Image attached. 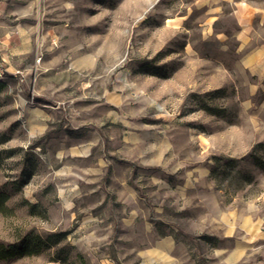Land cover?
Listing matches in <instances>:
<instances>
[{
	"label": "rangeland",
	"instance_id": "rangeland-1",
	"mask_svg": "<svg viewBox=\"0 0 264 264\" xmlns=\"http://www.w3.org/2000/svg\"><path fill=\"white\" fill-rule=\"evenodd\" d=\"M30 1L33 60L0 63V186L26 182L0 241L65 236L0 264H264V70L241 49L264 0Z\"/></svg>",
	"mask_w": 264,
	"mask_h": 264
},
{
	"label": "crops",
	"instance_id": "crops-1",
	"mask_svg": "<svg viewBox=\"0 0 264 264\" xmlns=\"http://www.w3.org/2000/svg\"><path fill=\"white\" fill-rule=\"evenodd\" d=\"M31 3L30 0H0V63L9 73L19 70L20 62L33 60ZM243 17L249 21V29L244 30L241 40V49L248 51L246 64L264 70V39L260 31L252 27L253 20L247 16V11Z\"/></svg>",
	"mask_w": 264,
	"mask_h": 264
},
{
	"label": "trees",
	"instance_id": "trees-1",
	"mask_svg": "<svg viewBox=\"0 0 264 264\" xmlns=\"http://www.w3.org/2000/svg\"><path fill=\"white\" fill-rule=\"evenodd\" d=\"M8 84L0 80V95L7 89ZM6 139L2 138L0 143L5 142ZM14 150H10L9 155L13 154ZM26 182L15 181L12 183H7L0 186V213L6 214L9 210L7 207L8 201L11 199L12 195L22 191V187ZM36 206L33 205L32 209H35ZM65 234H51L46 240L38 236L25 235L23 238L14 244H8L3 241H0V260L10 261L15 259H20L25 256H34L39 254L44 245H57L61 239H63Z\"/></svg>",
	"mask_w": 264,
	"mask_h": 264
},
{
	"label": "built area",
	"instance_id": "built-area-1",
	"mask_svg": "<svg viewBox=\"0 0 264 264\" xmlns=\"http://www.w3.org/2000/svg\"><path fill=\"white\" fill-rule=\"evenodd\" d=\"M4 72L5 70L3 69V67L0 65V79L4 78Z\"/></svg>",
	"mask_w": 264,
	"mask_h": 264
}]
</instances>
